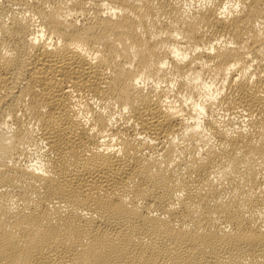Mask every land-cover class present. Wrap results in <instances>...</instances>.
Masks as SVG:
<instances>
[{
  "label": "bare ground",
  "instance_id": "6f19581e",
  "mask_svg": "<svg viewBox=\"0 0 264 264\" xmlns=\"http://www.w3.org/2000/svg\"><path fill=\"white\" fill-rule=\"evenodd\" d=\"M0 264H264V0H0Z\"/></svg>",
  "mask_w": 264,
  "mask_h": 264
}]
</instances>
